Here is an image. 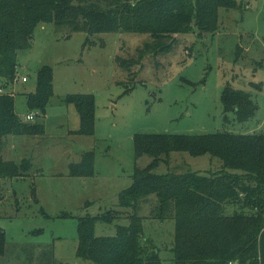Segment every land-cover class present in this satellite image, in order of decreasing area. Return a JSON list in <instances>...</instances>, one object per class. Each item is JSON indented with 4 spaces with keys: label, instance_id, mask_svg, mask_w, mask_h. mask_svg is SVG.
Segmentation results:
<instances>
[{
    "label": "rangeland",
    "instance_id": "374dc122",
    "mask_svg": "<svg viewBox=\"0 0 264 264\" xmlns=\"http://www.w3.org/2000/svg\"><path fill=\"white\" fill-rule=\"evenodd\" d=\"M237 1L240 9L220 10L215 34L201 35L194 27L176 36L171 53L148 54L131 73L118 59L137 57L151 42L148 34L89 38L50 24L36 28L31 48L18 53L20 80L9 89L25 122L29 110L22 103L26 94L35 92L43 66L54 71V94L45 115L35 112L42 116L35 122L45 125V135L26 136L30 145L38 142L34 152L27 153L36 160L35 170L29 177L0 179V228L6 240L0 264L50 263L52 256L58 264H94L77 257L79 219L112 210L125 213L113 224L99 222L97 237H113L118 226L130 224L132 210L119 208V195L131 187L135 167L146 168L153 160L136 158L137 135L264 134V0ZM22 77L29 82L23 83ZM228 86L252 95L258 111L249 122L239 124L233 113H224L222 93ZM73 95L95 97L93 137L70 133L80 129L75 106L65 101ZM18 139L25 138L3 139L0 159L20 162ZM13 144L16 151L9 149ZM89 152L95 155V175L70 177L67 160ZM166 160L163 157L156 174L208 176L223 167L210 155L173 152ZM151 211L142 205L138 212L144 218V238L159 249L162 264H174L176 222L151 219Z\"/></svg>",
    "mask_w": 264,
    "mask_h": 264
},
{
    "label": "trees",
    "instance_id": "16d2710c",
    "mask_svg": "<svg viewBox=\"0 0 264 264\" xmlns=\"http://www.w3.org/2000/svg\"><path fill=\"white\" fill-rule=\"evenodd\" d=\"M240 8L237 0H0V84L6 91L15 84L18 53L31 48L35 30L42 24L84 32L89 38L119 32L150 35L151 42L138 50L137 57L118 59L131 73L148 54L171 53L176 36L188 34L194 27L201 35L215 34L220 10ZM53 82V69L40 68L35 92L26 94L29 114L45 115L54 94ZM65 101L75 106L80 118V129L71 134L93 137L95 97L73 95ZM222 106L239 124L249 122L258 111L250 93L230 86L222 93ZM44 135L43 123L19 117L14 94L0 95V148L8 136ZM134 147L137 159L148 156L153 160L146 168L135 167L131 187L119 195V208L132 210L130 224L118 226L113 237H97L99 222L113 224L125 213L112 210L80 218L78 258L94 264H162L159 249L144 238V218L138 214L143 205L151 207V219L175 220L174 264H264V134L137 135ZM173 152L210 155L223 167L208 176L156 174L163 157L170 160ZM32 168L29 160L18 164L0 159V179L27 177ZM94 175L93 152L84 153L78 164L69 166L70 177ZM153 196L156 202L151 200ZM5 244V232L0 228V256L5 255ZM42 264L58 263L52 256V262Z\"/></svg>",
    "mask_w": 264,
    "mask_h": 264
},
{
    "label": "crops",
    "instance_id": "0c3cea01",
    "mask_svg": "<svg viewBox=\"0 0 264 264\" xmlns=\"http://www.w3.org/2000/svg\"><path fill=\"white\" fill-rule=\"evenodd\" d=\"M29 82V81H28ZM22 105L23 106H26V103H22ZM18 104H17V101H16V112H17V114H18ZM35 122V121H34ZM37 122V121H36ZM71 133V132H70ZM12 137H17V138H25L24 140L23 139H18V141H16L15 143L16 144H19V145H21V150H22V152H20V154L22 155V157L20 158V162H16V163H18V164H20L23 160H29V161H31L32 162V165H33V169L31 170V172H33L34 170H35V162H36V160H35V158H31V157H28L27 156V153H28V151L29 150H32L33 152H34V150H35V147H38V142L37 141H32V142H34V143H32L31 145L29 144V143H27L28 141H27V137L26 136H21V137H18V136H12ZM31 140H33V139H31ZM37 144V145H36ZM16 145L15 144H13L11 147H9V149H11V150H14V151H16ZM71 154H73V152L71 151L70 152ZM84 153H82V154H79V155H77V158L75 159V160H72V161H70V160H67V162L65 163V165H67V167H68V174H69V166L71 165V164H78L80 161H81V159H82V155H83ZM23 155H25V156H23ZM4 161H12V162H15L14 160H4ZM31 172L28 174V176L27 177H29V176H31ZM36 175V174H35ZM37 175H41L40 173H37ZM75 178V177H74ZM75 179H81V178H75ZM83 179V178H82Z\"/></svg>",
    "mask_w": 264,
    "mask_h": 264
},
{
    "label": "built area",
    "instance_id": "2783aa9c",
    "mask_svg": "<svg viewBox=\"0 0 264 264\" xmlns=\"http://www.w3.org/2000/svg\"><path fill=\"white\" fill-rule=\"evenodd\" d=\"M19 77L16 79V81H15V83H17V82H19ZM22 82L23 83H27L28 82V79L26 78V77H22ZM7 92H10V94H14L13 92H11V90L10 91H6L3 87H2V85L0 84V95H2V94H6ZM37 116H38V114H35V113H32V114H29V115H27L26 116V121L27 122H34L35 120H36V118H37Z\"/></svg>",
    "mask_w": 264,
    "mask_h": 264
}]
</instances>
